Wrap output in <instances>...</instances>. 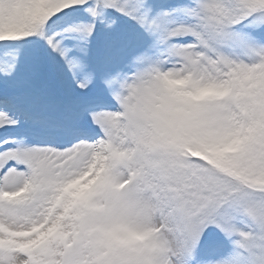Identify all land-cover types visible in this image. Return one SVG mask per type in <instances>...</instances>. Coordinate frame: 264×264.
Wrapping results in <instances>:
<instances>
[{"label":"snow or ice","instance_id":"6c2138e0","mask_svg":"<svg viewBox=\"0 0 264 264\" xmlns=\"http://www.w3.org/2000/svg\"><path fill=\"white\" fill-rule=\"evenodd\" d=\"M0 264H264V0H0Z\"/></svg>","mask_w":264,"mask_h":264}]
</instances>
